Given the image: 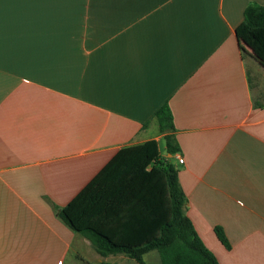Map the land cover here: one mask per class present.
Instances as JSON below:
<instances>
[{"label":"crops","instance_id":"crops-1","mask_svg":"<svg viewBox=\"0 0 264 264\" xmlns=\"http://www.w3.org/2000/svg\"><path fill=\"white\" fill-rule=\"evenodd\" d=\"M250 5L264 0H0V264L130 262L59 211L150 140L218 262L264 264V62L236 34Z\"/></svg>","mask_w":264,"mask_h":264},{"label":"trees","instance_id":"trees-1","mask_svg":"<svg viewBox=\"0 0 264 264\" xmlns=\"http://www.w3.org/2000/svg\"><path fill=\"white\" fill-rule=\"evenodd\" d=\"M236 34L264 62V7L248 6ZM153 120L161 132L174 129L167 106ZM165 142L169 154L179 152L173 136L167 135ZM186 203L179 171L161 158L158 142L150 140L121 149L60 209L59 217L102 257L124 255L147 264L145 255L156 251L159 264H220L186 215ZM215 233L230 250L223 229L217 227Z\"/></svg>","mask_w":264,"mask_h":264},{"label":"rangeland","instance_id":"rangeland-1","mask_svg":"<svg viewBox=\"0 0 264 264\" xmlns=\"http://www.w3.org/2000/svg\"><path fill=\"white\" fill-rule=\"evenodd\" d=\"M129 260H130V259H129ZM127 262H128V263L118 261V264H137V263H136L135 261H133V260H130V262H129V261H127ZM145 262H146L147 264H159L160 261H159L158 253H157L156 251H154V252H150L149 254H147V255L145 256Z\"/></svg>","mask_w":264,"mask_h":264},{"label":"built area","instance_id":"built-area-1","mask_svg":"<svg viewBox=\"0 0 264 264\" xmlns=\"http://www.w3.org/2000/svg\"><path fill=\"white\" fill-rule=\"evenodd\" d=\"M179 162L182 164L184 160L182 158H179Z\"/></svg>","mask_w":264,"mask_h":264}]
</instances>
